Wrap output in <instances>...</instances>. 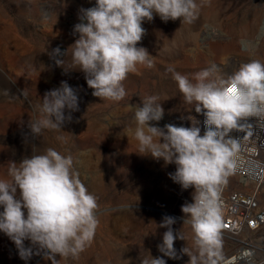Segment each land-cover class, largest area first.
Segmentation results:
<instances>
[{
    "label": "rangeland",
    "instance_id": "374dc122",
    "mask_svg": "<svg viewBox=\"0 0 264 264\" xmlns=\"http://www.w3.org/2000/svg\"><path fill=\"white\" fill-rule=\"evenodd\" d=\"M197 3L199 15L191 24L180 19L164 22L155 13L152 21L143 22L146 34L138 46L152 55L153 66H138L129 73L123 81L128 96L111 102L92 95L84 73H63L49 56L57 47L65 50L76 36L73 27L79 22V9L94 6L95 0H0V179H10L11 161L19 163L51 147L73 157L81 181L97 198L99 224L91 243L76 258L56 255V264H141L149 252L166 264H187L189 257L180 250L186 243L192 247L193 241L190 226L183 224L181 206L192 202L194 189L183 190L170 178L175 164L138 154L133 106L145 96L156 95L165 114L151 125L189 127L187 116L200 121V115L184 103L174 73L195 82L196 73L213 65L215 75L227 78L243 63L264 62V0ZM242 21L247 28L232 30L231 25ZM241 41L250 42L249 48H243ZM61 81L76 90L79 110L71 113L72 121L64 123L62 133L45 130L34 137L28 127L30 119L38 118L34 106ZM4 89L10 90L9 96ZM231 183L237 188L235 179ZM166 215L176 218L173 230H180L186 239L174 242L178 259L158 250L167 230L158 225ZM220 241L217 264L232 249L227 239L220 236ZM24 245L33 247L28 240ZM36 251L33 247L32 257L22 260L14 242L0 232V264H52Z\"/></svg>",
    "mask_w": 264,
    "mask_h": 264
},
{
    "label": "clouds",
    "instance_id": "9594fccd",
    "mask_svg": "<svg viewBox=\"0 0 264 264\" xmlns=\"http://www.w3.org/2000/svg\"><path fill=\"white\" fill-rule=\"evenodd\" d=\"M197 0H95L89 8H80L79 22L73 27L78 36L69 50L53 49L49 56L56 66L71 56V64L85 75L92 95L104 101L120 102L127 96L123 81L138 66H153L152 55L139 47L146 34L144 21H152L154 13L164 22L180 19L193 23L199 15ZM248 49L250 42L241 41ZM216 66L195 74L193 82L187 76L174 73L180 93L189 111L202 115L187 116L191 126L166 124L163 128L151 125L159 122L165 112L156 95L141 98L135 105V139L138 154L175 164L170 178L183 190L194 189L192 202L181 206L183 224L192 232L193 246L183 247L187 264H217L220 258L221 209L218 203L219 186L236 167L239 150L236 139L229 133L244 118H264V62L250 60L224 78L215 75ZM5 96L10 95L4 89ZM22 95L27 97V91ZM38 118L29 121L31 134L42 136L45 130L63 132L66 121H72V112L79 110L76 90L66 81L60 87L46 92L34 106ZM68 114H65V110ZM57 139L64 141L63 136ZM10 179H0V232L15 244L19 257L29 260L33 247L35 254L56 264V255L76 258L94 237L99 221L96 215L97 198L90 193L74 167V159L54 148L24 157L19 163L10 162ZM19 190V196L17 191ZM176 218L164 216L158 225L167 229L158 250L169 259H178L174 242H186L181 231L174 232ZM33 247H25L24 241ZM141 264H166L162 257L141 259Z\"/></svg>",
    "mask_w": 264,
    "mask_h": 264
},
{
    "label": "built area",
    "instance_id": "2783aa9c",
    "mask_svg": "<svg viewBox=\"0 0 264 264\" xmlns=\"http://www.w3.org/2000/svg\"><path fill=\"white\" fill-rule=\"evenodd\" d=\"M199 119L203 135L204 117ZM229 136L236 139L239 150L234 171L219 186L220 236L232 245L221 264H264V118H244Z\"/></svg>",
    "mask_w": 264,
    "mask_h": 264
},
{
    "label": "water",
    "instance_id": "95a60500",
    "mask_svg": "<svg viewBox=\"0 0 264 264\" xmlns=\"http://www.w3.org/2000/svg\"><path fill=\"white\" fill-rule=\"evenodd\" d=\"M78 36L73 37L69 43L65 46V50H69L70 46L75 42V39H77ZM64 60V63L61 66H58L59 70L63 73L70 74V75H80L83 74V72L78 68L74 67L71 64V56L67 55L62 58Z\"/></svg>",
    "mask_w": 264,
    "mask_h": 264
},
{
    "label": "bare ground",
    "instance_id": "6f19581e",
    "mask_svg": "<svg viewBox=\"0 0 264 264\" xmlns=\"http://www.w3.org/2000/svg\"><path fill=\"white\" fill-rule=\"evenodd\" d=\"M258 13H259V11H258ZM262 13V12H261ZM261 15V14H260ZM255 17H256V14H255ZM259 17V16H258ZM253 19V18H252ZM255 20V19H254ZM251 21V20H250ZM256 21V20H255ZM257 25H258V23H257ZM259 26V25H258ZM248 26H247V22L246 21H242L241 23H240V25H235V24H233V25H231V28H232V30H234V31H237V30H241V29H243V28H247ZM264 38V37H263ZM263 38H262V40H263ZM235 41V40H234ZM262 43V42H261ZM263 49H264V44H263ZM28 51V50H27ZM31 70V69H30ZM15 101V100H14ZM22 102V101H21ZM23 103V102H22ZM165 119V118H164ZM238 188V187H237ZM190 193V192H189ZM190 195V194H189ZM189 195H187V196H189ZM263 197V198H262ZM185 199V198H184ZM188 199V198H187ZM183 201V200H182ZM186 201V200H185ZM189 200H187V202H188ZM190 202V201H189ZM261 202L262 203H264V191L261 193ZM184 203V202H183Z\"/></svg>",
    "mask_w": 264,
    "mask_h": 264
}]
</instances>
